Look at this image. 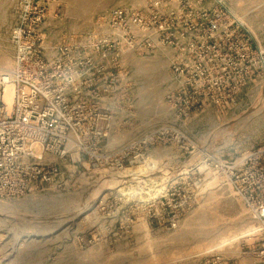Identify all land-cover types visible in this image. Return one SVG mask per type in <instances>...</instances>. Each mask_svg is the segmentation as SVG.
I'll return each mask as SVG.
<instances>
[{"label":"built area","instance_id":"built-area-1","mask_svg":"<svg viewBox=\"0 0 264 264\" xmlns=\"http://www.w3.org/2000/svg\"><path fill=\"white\" fill-rule=\"evenodd\" d=\"M54 1L16 3L13 61L0 70V200L83 188L97 212L116 219L123 209L147 236L177 229L192 199L216 186L252 221L245 245L182 264H264V142L225 157L175 123L143 129L129 94L131 55L159 52L170 74L163 101L175 119L230 106L264 74V50L245 24L221 0H144L46 42Z\"/></svg>","mask_w":264,"mask_h":264},{"label":"rangeland","instance_id":"rangeland-1","mask_svg":"<svg viewBox=\"0 0 264 264\" xmlns=\"http://www.w3.org/2000/svg\"><path fill=\"white\" fill-rule=\"evenodd\" d=\"M143 1L55 0L42 31L46 42H56L89 30L111 8ZM221 1L264 50V0ZM16 3L0 0V70L9 69L13 61L10 31ZM129 71L131 118L143 129L175 123L195 143L225 157L264 142V74L256 83L245 85L230 106L191 113L180 121L163 101L170 74L161 53H134ZM164 155L159 153L160 160ZM175 164L172 160L168 166ZM207 188L192 199L177 229L168 233L154 228L147 236L139 225L126 223L123 209L116 219L97 212L91 190L69 188L43 194L60 202L47 209L41 203L0 212V264H182L210 249L245 245L252 221L243 206L223 188ZM67 210L81 212L71 219L76 212Z\"/></svg>","mask_w":264,"mask_h":264},{"label":"bare ground","instance_id":"bare-ground-1","mask_svg":"<svg viewBox=\"0 0 264 264\" xmlns=\"http://www.w3.org/2000/svg\"><path fill=\"white\" fill-rule=\"evenodd\" d=\"M48 197L45 196V195L29 196V197H25V198H22V199L15 200V201H11L10 203L4 202V201L1 200V202H0V212L1 213L5 212L6 208L7 209L15 208V207L17 208V207H20V206L24 207V206H26V204L38 205V204H41V203L45 204L46 205V209H47V207H53L54 205L56 206V204L60 202L55 197L53 199H50ZM59 200H61V199H59ZM78 206H80V204H78ZM80 212L79 211L77 212V210H75L74 212L70 211V210H67V213H75L73 216H71V219H74L76 216H78V214H80Z\"/></svg>","mask_w":264,"mask_h":264}]
</instances>
